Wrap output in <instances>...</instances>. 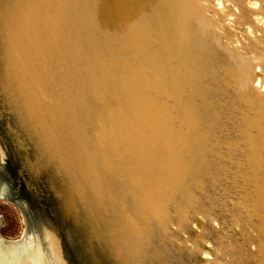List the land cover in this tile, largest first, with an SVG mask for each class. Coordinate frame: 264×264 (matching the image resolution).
I'll list each match as a JSON object with an SVG mask.
<instances>
[{
  "label": "bare ground",
  "instance_id": "6f19581e",
  "mask_svg": "<svg viewBox=\"0 0 264 264\" xmlns=\"http://www.w3.org/2000/svg\"><path fill=\"white\" fill-rule=\"evenodd\" d=\"M0 66L12 130L89 223L64 245L24 182L46 261L90 238L114 264H264V0H0Z\"/></svg>",
  "mask_w": 264,
  "mask_h": 264
},
{
  "label": "water",
  "instance_id": "95a60500",
  "mask_svg": "<svg viewBox=\"0 0 264 264\" xmlns=\"http://www.w3.org/2000/svg\"><path fill=\"white\" fill-rule=\"evenodd\" d=\"M1 74L2 70L0 66V76ZM0 98H2L0 110L6 111L7 106L12 107V104H7L1 94ZM11 107H9V110L11 109L13 111ZM4 117L3 119L0 118V148L3 149L7 164L4 166L0 158V197H7L13 200L14 196L17 198L18 195V197H22L24 201L26 195L21 191L26 188V186H23L25 185L24 180L22 179L20 181L14 177V174L17 173V176L21 179V175L17 170L19 168L22 170L26 169L27 166L31 165L30 160L33 159L32 162L35 167L33 171L36 174L35 182L47 194L45 199V204L47 206L46 210L53 225L54 232L61 238L64 245L70 246V242L72 243V241H70L68 237V227H72L71 231H73V234H78L82 225H85L83 229H86L89 223L82 220V216L80 213L78 214L76 205L72 203L73 199L67 194L63 179L62 183L59 184L60 180H55V178H53L54 175L51 173L53 167L49 165L50 168L48 167V169L47 165L39 163V159L37 160L35 158L36 152L27 145L28 140L12 130L14 124L17 122L15 121L16 118L13 113L10 114L9 112H5ZM18 139H21V142H24V144L18 141ZM20 146H24L26 149ZM7 165L12 167L11 171ZM31 167L32 166H30V168ZM62 184L64 186H61ZM18 202L20 203V201ZM20 209L23 214L25 213V232L21 238L16 240L6 239L0 235V264H53V261H46L44 257H42L43 253H37L29 242V235L32 234V231L35 233L37 232V234H41L42 232L41 226L38 223L37 225L35 224L38 218H35L31 213L30 216L34 218V220H31L23 209V205L20 206ZM39 215L41 220V213H39ZM101 244L105 245L103 243ZM101 244L96 241H91L90 238L87 242L83 240L82 242L81 240H73L72 245L74 250L69 254H75L74 256L77 258L79 255L83 264H114L109 250L104 248L106 246H102ZM88 250L89 255L85 257L84 253Z\"/></svg>",
  "mask_w": 264,
  "mask_h": 264
},
{
  "label": "rangeland",
  "instance_id": "374dc122",
  "mask_svg": "<svg viewBox=\"0 0 264 264\" xmlns=\"http://www.w3.org/2000/svg\"><path fill=\"white\" fill-rule=\"evenodd\" d=\"M179 15V14H178ZM180 17H181V20H183L184 21V16H181V15H179ZM1 94V93H0ZM1 99L2 98H0V107H1V105H2V101H1ZM7 104H9V103H7ZM13 106V105H12ZM6 108H8L6 111H2V110H0V118L1 119H3V118H5L4 117V115H5V112H9L10 114L11 113H13V111L10 109L9 110V106H7ZM3 109H5V108H3ZM4 113V114H3ZM18 141H20L21 142V139H18ZM21 143H23L24 144V142H21ZM21 147V146H20ZM21 148H24V146H22ZM24 149H26V148H24ZM33 160V159H32ZM31 160V161H32ZM30 161V163H31V165H32V167L30 168V166H27L26 167V169H24V170H22V169H18L17 171L19 172V174L21 175V179L17 176V173H15L14 174V177L15 178H17V179H19L20 181L22 180V175L24 176V178H23V180H24V182L25 183H27V182H29V184L30 185H32V188L34 187V186H36L37 188H39L38 189V193H41L43 196H42V198H41V205H43L46 209H47V206H46V202H45V199H46V193H45V191L42 189V188H40L39 186H38V184L35 182V172L33 171L34 169H35V167H34V165H33V162H31ZM7 167L9 168V170L11 171L12 170V167L11 166H9V165H7ZM29 169V170H28ZM27 170H28V172H27ZM31 171V172H30ZM21 172H22V174H21ZM31 173V174H30ZM34 173V174H33ZM24 187H25V185H23ZM17 187V186H16ZM167 190V189H166ZM25 195H26V197H25V199H24V201H23V198L22 197H18V195H17V198H16V196H14V199L13 200H11V198H7V197H0V235L1 236H3L4 238H6V239H10V240H16V239H19V238H21V236H23V234H24V232H25V229H26V223H25V216H24V214H23V212H22V210L20 209V206H22L23 204L25 205V207L23 206V209L25 210V212L26 213H28L29 212V214H33V216L35 217V218H37V216H38V210L40 211V209H39V205L37 204V199H36V197H34V195L32 194V192L31 191H28L26 188L24 189V190H21ZM27 191V192H26ZM34 191H36V189L34 190ZM169 194H170V192H168ZM171 194H172V192H171ZM36 195V194H35ZM37 196V195H36ZM38 198V197H37ZM190 200V199H189ZM18 201H20V203L18 202ZM22 201V202H21ZM184 201V204H187L188 203V198H186V199H184L183 200ZM178 203V202H177ZM20 206H19V205ZM26 205H28L29 206V208H27L26 207ZM190 207H193V205H190ZM189 207V208H190ZM176 208H177V210L178 211H185V213H186V217L187 218H189L190 217V211L188 212V209H187V205H186V207L184 208V209H182V207H178L177 205H176ZM46 214H47V210H46V212H45ZM196 218H199V216H198V214H196ZM205 218H201L199 221L201 222V223H206L205 222V220H204ZM37 220V219H36ZM190 220H191V218L190 219H187V220H185V222H187V223H189L190 222ZM197 222V221H196ZM37 223L41 226L42 225V222H41V220H38V221H36L35 222V224L37 225ZM200 224V223H199ZM197 225V224H195V223H192L191 222V228L193 229H197V230H195V232H197L198 234H202L201 232H202V229H200V225ZM199 226V227H198ZM212 226H214V229H218L217 227H218V225H214V222L212 223ZM216 226V227H215ZM193 229V230H194ZM43 230H44V228H43ZM42 230V231H43ZM201 231V232H200ZM229 230H227V229H224V231H222V234H223V236L224 235H228L229 234V232H228ZM224 232V233H223ZM228 232V233H227ZM37 233V232H36ZM41 235H43V233L41 232ZM186 236H187V238H188V240H187V238H186ZM182 238H186L185 239V241L183 240V241H180V243L179 244H183L182 246H184L186 243V245H188V246H186L185 245V248H187V254L188 253H192V254H197V256H199V258H202V257H207V256H210V257H207V258H212V256H211V254H210V251H208L207 249H205L206 248V240H202L201 238H199V237H196V238H192V237H190V239L192 240V241H194V242H192L190 239H189V235H188V233H183V236H182ZM206 238V237H205ZM194 239V240H193ZM200 239V240H199ZM207 239V238H206ZM196 240V241H195ZM199 240V241H198ZM202 240V241H201ZM191 241V242H190ZM204 241V242H203ZM197 242L199 243H203L202 244V246L204 247V248H201L203 251H201L200 250V254L199 253H197L198 252V250L200 249V245L201 244H197ZM192 243H195V244H192ZM195 248V249H194ZM191 249V250H190ZM195 251H197L196 253H195ZM203 253V254H202ZM75 254H69L68 255V257L70 258V262H69V264H83L82 262H81V258H80V256L78 255V258L76 257V256H74ZM203 264V263H202Z\"/></svg>",
  "mask_w": 264,
  "mask_h": 264
}]
</instances>
